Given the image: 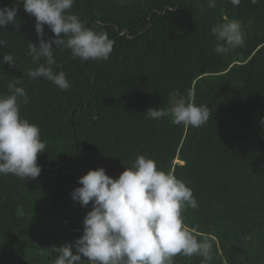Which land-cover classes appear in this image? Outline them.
I'll return each mask as SVG.
<instances>
[{
  "label": "trees",
  "instance_id": "16d2710c",
  "mask_svg": "<svg viewBox=\"0 0 264 264\" xmlns=\"http://www.w3.org/2000/svg\"><path fill=\"white\" fill-rule=\"evenodd\" d=\"M92 262L264 264V0H0V264Z\"/></svg>",
  "mask_w": 264,
  "mask_h": 264
},
{
  "label": "built area",
  "instance_id": "2783aa9c",
  "mask_svg": "<svg viewBox=\"0 0 264 264\" xmlns=\"http://www.w3.org/2000/svg\"><path fill=\"white\" fill-rule=\"evenodd\" d=\"M91 264H112L111 262H92Z\"/></svg>",
  "mask_w": 264,
  "mask_h": 264
},
{
  "label": "clouds",
  "instance_id": "9594fccd",
  "mask_svg": "<svg viewBox=\"0 0 264 264\" xmlns=\"http://www.w3.org/2000/svg\"><path fill=\"white\" fill-rule=\"evenodd\" d=\"M180 111H183V112H185L184 114H182V115H184V116H187L188 115V110H179V112Z\"/></svg>",
  "mask_w": 264,
  "mask_h": 264
},
{
  "label": "rangeland",
  "instance_id": "374dc122",
  "mask_svg": "<svg viewBox=\"0 0 264 264\" xmlns=\"http://www.w3.org/2000/svg\"><path fill=\"white\" fill-rule=\"evenodd\" d=\"M180 113H181V114H184L185 112H183V111H180Z\"/></svg>",
  "mask_w": 264,
  "mask_h": 264
},
{
  "label": "bare ground",
  "instance_id": "6f19581e",
  "mask_svg": "<svg viewBox=\"0 0 264 264\" xmlns=\"http://www.w3.org/2000/svg\"><path fill=\"white\" fill-rule=\"evenodd\" d=\"M118 249V245L116 246V250Z\"/></svg>",
  "mask_w": 264,
  "mask_h": 264
}]
</instances>
